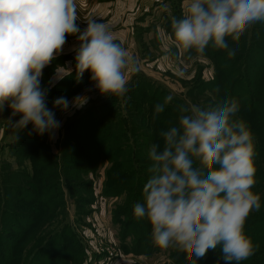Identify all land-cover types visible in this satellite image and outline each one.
<instances>
[{
  "label": "clouds",
  "instance_id": "1",
  "mask_svg": "<svg viewBox=\"0 0 264 264\" xmlns=\"http://www.w3.org/2000/svg\"><path fill=\"white\" fill-rule=\"evenodd\" d=\"M162 7L167 10L168 5ZM80 18L79 0H0V113L5 107L11 110L5 121L16 140L29 124V135L50 133L53 138L60 127L47 107L48 89L41 80L69 35L79 43L73 49L75 67L56 65L53 80L72 76L80 83L89 72L102 95L124 97L129 92L130 75L139 72V61L118 42L109 23L90 14L81 31L76 23ZM261 21L264 0H184L183 17L172 16L171 34L163 39L178 54L203 56L211 45L234 57L228 39L239 41ZM171 100L167 96L155 105L154 119ZM87 102L86 95L71 102L61 96L53 108L67 111L71 104L80 109ZM238 111L239 103L231 97L208 108L179 105L178 122L159 131L162 146L150 147L151 175L143 202L133 209L136 218L149 221L156 247L198 258L219 248L226 264H239L258 250L245 232L247 218L261 208L260 195L252 190L254 138L246 122L236 118ZM17 115L20 119L13 122Z\"/></svg>",
  "mask_w": 264,
  "mask_h": 264
},
{
  "label": "rangeland",
  "instance_id": "2",
  "mask_svg": "<svg viewBox=\"0 0 264 264\" xmlns=\"http://www.w3.org/2000/svg\"><path fill=\"white\" fill-rule=\"evenodd\" d=\"M161 6L162 4L158 5V8H160L158 11H156L158 8L155 6L154 13L151 16H146L145 21L141 22L140 25L144 29V38H146L141 47L144 53L142 56L139 47L138 56L134 58L139 61L140 70L136 73L138 78H142V87H140L141 81H138L140 79L136 78L138 80L135 88L131 89L124 97L111 96L107 98V101H112L114 105L110 107L111 112L109 111V113H115L114 116L116 117L117 112L118 117L128 116L130 123L134 122L136 125L140 123L145 126L141 129H135V132L132 131L131 134L124 131L122 138H117L121 134L119 136L113 134L111 138L114 145L121 144L123 146L124 143L127 144L126 142L129 141V152L135 153L136 157H141L139 161H142V163L139 166L143 167V170L141 169L140 175L143 174L144 177H140L139 181L143 182V187L151 175L145 173V171L148 172V168L152 163L148 156L150 147L156 144V141L160 142L162 146L159 132L153 131L150 125L149 120L154 119L153 113H151L153 110L147 104L150 101L146 96L147 94L141 91L144 85L147 86L148 83H152V87L147 86L151 92L158 88L163 89L157 90L160 99L156 98V104L157 102H164L167 96H172L169 103L173 110L168 115L173 114L171 118L175 125L178 122L179 105L195 104L201 108H208L222 103L221 93L226 87L222 77L229 72L232 73L233 69H222L218 62L231 59L233 61L239 60V64H244L245 61L250 62L247 57L254 58V54L250 57L251 46L248 43L243 45L240 52L237 46L238 41L234 42L230 38L228 39L229 48L235 49L234 57L228 56V50H218L211 45L206 49L203 56H198L194 52L191 54H178V50L167 43L163 37L166 34H171L172 16L183 17L184 0H171L168 3L167 10ZM257 23L252 25L245 33L248 41L250 39L252 44L258 42L256 38L262 32L255 28ZM247 47L248 55L246 57L245 50ZM257 54L259 55V53ZM55 64L53 62L51 68H46L47 72L44 69L41 85L43 83L46 87L50 85L47 80L51 78L53 71H55L52 68ZM218 67H220L219 73L221 76V84L219 85L214 82ZM178 71L183 72V75H178ZM133 74L130 75V81ZM85 89L83 93H79V95L88 97V102L83 108L72 109L70 104L67 111L59 109L55 113V118L60 121V127L55 130L54 138L50 133L41 136L32 132L29 135L28 133L32 130L30 128L28 133L25 132L23 135L20 134L22 132L19 133L20 138L18 141L15 139V130L6 126L5 120L11 115V110L5 107L4 111L0 113V180L6 177L7 172L30 170L32 158L29 154H25L24 150L33 149L36 144L40 146L35 148L36 159L34 160H37L36 164L48 165L35 178L41 182V178L52 172L51 176H47V178H50L51 184L54 180L56 184V178L59 179L56 187L49 190V194L53 196L52 198L49 197V200L45 199L43 202L38 200L36 203L35 199L16 200L13 198L11 200L12 203L16 204L14 208L20 212L33 210L36 214L35 217L43 221L41 233L38 236L33 234L35 237L30 235L33 237L32 241H29L28 236L25 243L20 247L18 253L24 254V256L22 261L19 258V262H22L21 264H27L28 261L30 264H33L32 261H34V264H180L174 258V253L181 254L182 252L175 248L160 249L156 247L151 238L152 229L149 221L146 218L137 220L134 216V205L143 202V190H141L140 195L135 194V190H140L137 179L133 177L135 175L127 174L121 179H117V181L108 177V172H122L126 168H128L127 173H130V166L133 165L130 164L129 167L124 166L121 168L120 165H113L110 158L103 157L96 163L94 169H84L81 173L76 169H67L64 172L65 177L62 175V167L60 162L58 163L56 160L61 159L63 148L68 163L71 161L69 157L72 156V149L67 148L68 143H66L67 124L78 114L83 113L86 108L99 104L106 97V95L99 92L94 84ZM74 96L78 95L74 94ZM257 97L261 102V112H263L264 95L260 97L257 95ZM242 107L239 105V111ZM136 110H145L144 116L139 117L136 115ZM174 116H176L175 119ZM18 119H20L19 115L13 118V122ZM154 120L155 123L165 121L163 119L158 121L157 118ZM125 122L127 121L124 120L123 124ZM139 131L140 133H137ZM69 132L72 137L79 133L76 128ZM144 133L147 135L144 136ZM251 133L255 141V135L253 132ZM26 137L28 139H25ZM41 140L42 143H40ZM45 140H47L48 149L51 150V156L48 155V150L43 144ZM254 145L257 149L258 142L255 141ZM101 150H106V148H101ZM41 152H44L47 156H42ZM127 152L125 151V153ZM256 156L259 160L257 152L254 160H256ZM57 169L58 171H56ZM256 169L258 172L260 171L258 168ZM261 177L264 179V176ZM110 179L112 181H109ZM18 180L16 181L17 185L28 184L23 178ZM263 184L258 186L261 187ZM108 187L111 188L108 189ZM262 189L264 188H257L256 191H259L261 206H264V192ZM46 196L49 195H45L43 198H46ZM14 208L11 207L12 214L15 211ZM134 219L135 224L132 225ZM13 221L15 225L9 230L15 234L19 227L24 229L25 233L31 225L36 224L30 223L28 228H23L21 226L22 222L17 219ZM0 237L3 238H0V246L3 252L5 251L6 259L9 261L11 259L14 264H17L18 262L11 255L14 256L18 244L8 243L7 239L9 238L6 235L4 238L1 234ZM0 256H2V253ZM17 256L20 255L17 254Z\"/></svg>",
  "mask_w": 264,
  "mask_h": 264
},
{
  "label": "trees",
  "instance_id": "3",
  "mask_svg": "<svg viewBox=\"0 0 264 264\" xmlns=\"http://www.w3.org/2000/svg\"><path fill=\"white\" fill-rule=\"evenodd\" d=\"M256 29L262 31L261 34L256 38L258 40L257 43L252 44V41H248L247 36L244 34L238 41V50L241 52V49L245 43H248L251 46L250 57L254 54V58L247 57V49L245 50L246 57L250 62H244V64H239V60H223V62H218L219 66L221 65L222 69H233L232 73L225 74L222 77L223 83L226 87L223 89L221 93V101L223 102L225 98L231 97L235 98L239 105L243 106L240 111H238L236 118L242 119L246 122L248 127L250 128L251 132L255 135V141L258 142L257 149L255 146V153H258V159L256 156L255 160V167L258 168L260 171L258 172L256 169L255 179L256 184L253 187V191L259 194V191H256L257 188H264V179L261 176H264V111L261 112V102L257 95L260 97L264 95V21L258 22L255 26ZM252 35V33H251ZM214 50V49H213ZM259 53V55L257 54ZM243 58V57H242ZM220 67L217 70V76L215 78L216 83L221 84V76L219 73ZM47 72V69H46ZM74 74V73H73ZM143 77V76H141ZM137 73L132 75L131 81L129 82V91L135 88V84H137V80L139 82L142 78H138ZM49 83L50 80L48 78ZM91 81V74L89 72H85L82 81L77 83L72 76H68L62 79L59 83L54 86H48L43 83L41 86L46 87L48 89V94L46 98L47 107L56 113L59 108H53V101L58 97H66L67 99L71 97L74 93L80 91L84 85ZM142 81L140 83V87H142ZM152 83H148L147 86H151ZM144 85L143 93L147 94L146 96L150 101L147 103L151 109L153 110L151 113L154 114V107L156 105V98H159V94L157 90L163 89H156L153 92ZM163 92V91H162ZM107 96L102 100L99 104H95L90 106L84 110L83 113L78 114L75 118H73L67 125V138L66 143H68L67 148L72 149V156L69 157L71 160L68 163V159L64 148L62 149L61 153V161L56 160L58 163L60 162V166L62 167L61 173L64 176V172L67 169H76L79 173L84 171V169H94L96 167V163L101 160L103 157L110 158L113 162V165L116 166L120 165L121 168L124 166H130V173H127L126 168L122 172H108V177L115 179H121L124 175H135V179H137V184L140 185V190H135L136 195H140L141 190H143V182L139 181L140 177H144V175H140L143 170V167L139 165L142 161H139V158L136 157L135 153H130V144L129 141H125L127 144L124 143L122 146L121 144H115L114 141L111 139L112 135L114 136H121L117 138H122V133L124 131L128 133H132L135 129H141L143 124L130 123L128 120V116L124 117V115L118 117L116 112V117L114 116L115 113L111 112V106L113 105L112 101H107ZM160 99V98H159ZM114 100V99H113ZM162 100V99H161ZM153 101V102H152ZM158 103V102H157ZM163 103V102H162ZM109 107V108H108ZM173 110V107L168 104L165 105V110L160 113L157 117L158 121L163 119L165 121H161L155 123V120H149L150 125L153 131L159 132L161 129H166L169 125H174L173 119L171 118L173 114H169V112ZM145 111V110H144ZM144 111L136 110L139 117L144 116ZM141 112V113H139ZM149 115V114H148ZM147 115V116H148ZM166 116V117H165ZM176 116H174L175 119ZM126 120L127 122H124ZM172 121V122H171ZM171 122V123H170ZM170 123V124H169ZM169 124V125H168ZM122 125V126H121ZM124 125V126H123ZM121 126V128H120ZM125 127V128H123ZM32 128V125L29 124L23 131L20 133L21 135L28 133L29 129ZM73 128L78 129L79 133L75 136H71L69 131H72ZM152 131V132H153ZM135 132V131H134ZM137 133H140L137 132ZM147 135L144 133V136ZM25 139H28L27 137ZM34 140V138H33ZM30 140V141H33ZM116 140V139H115ZM121 141V140H120ZM254 141V142H255ZM43 141L41 140L40 143ZM120 143V142H119ZM160 143V142H155ZM45 147L48 150V155L51 156V150L47 147V140L44 141ZM91 147H90V145ZM161 144V143H160ZM39 148L40 146L36 144L33 149H25L24 153L29 154L32 158L31 160V169L18 171V172H7L6 177H3L0 180V236L3 234V237H8V243L18 244L17 249L15 250L14 256L15 260L18 262L17 264H21L19 262V258L22 261L23 255L19 254L20 247L25 243L27 237L29 236V241H32L33 234L41 233V224L43 223L42 219H38L35 212L33 210H24L20 212L16 208V204L12 203L11 200L14 198L16 200L20 199H35V203L39 200V202H43L45 199L49 200V197H53L52 194H49V190L56 187L58 184L59 179L56 178V184L54 180L51 184L50 178L47 176H51L52 172H49L47 176L41 178V182L37 178H35L39 172H43L45 167L48 165L44 164H36V151L35 148ZM101 148H106V150H101ZM69 149V152H70ZM100 149V150H96ZM132 150V149H131ZM125 151H128L125 153ZM64 152V153H63ZM124 153V154H123ZM42 156H47L44 152L40 153ZM138 159V160H137ZM66 160V162H65ZM144 163V161H143ZM138 164V165H137ZM58 171V169L56 170ZM146 174H150L149 172L145 171ZM260 173V174H259ZM123 174V175H122ZM139 174V175H138ZM261 175V176H260ZM8 176V177H7ZM147 176V175H146ZM65 177V176H64ZM68 177V175H67ZM23 178L28 184L27 185H17L16 181L18 179ZM150 178V177H149ZM110 179L109 181H112ZM53 181V180H52ZM259 184H263V186L259 187ZM76 186V185H75ZM111 187H108L110 189ZM264 192V189H262ZM45 195H49L45 197ZM264 198V194H263ZM144 199V198H143ZM34 202V200H32ZM32 204V203H29ZM11 207L14 208V212L12 214ZM22 211V210H21ZM14 219H17L19 222H22L21 225L23 228H28L30 223H36L31 225L28 230L24 233V229L19 227L16 230V234L11 232L9 229L15 225ZM138 220V218H136ZM27 224V225H25ZM135 224V219L132 221V225ZM41 228V229H40ZM32 232V233H30ZM245 232L248 236L253 239L254 244L259 245L258 250L255 252L253 256L245 261L239 262V264H264V206L262 205L259 211H253L250 216L247 218L245 223ZM30 233V234H29ZM32 235V236H30ZM16 237V238H14ZM1 238V237H0ZM3 239V238H1ZM35 240V239H34ZM256 240V241H255ZM0 264H14V261L10 259L7 260L5 257V251L1 249L0 246ZM22 253V252H21ZM20 255V256H17ZM190 257V258H189ZM174 258L179 261L180 264H226V262L222 259L221 250L217 248L215 251H210L206 256L202 258H198L195 255L188 254L186 252L174 253ZM181 261V262H180ZM34 264V261H32ZM27 264H30L28 261ZM232 264H237V262L233 261Z\"/></svg>",
  "mask_w": 264,
  "mask_h": 264
},
{
  "label": "crops",
  "instance_id": "4",
  "mask_svg": "<svg viewBox=\"0 0 264 264\" xmlns=\"http://www.w3.org/2000/svg\"><path fill=\"white\" fill-rule=\"evenodd\" d=\"M169 2H171V0H79V14L81 15V18L77 20L76 23L81 31H83V29L87 27L84 17L91 14L97 16L96 19L98 21L102 18L104 22H107L112 26V31L118 37V42L122 41L123 46L133 57L138 56L137 52L139 47L142 51L141 55L143 56L144 50H142L141 47L146 38H144V29L140 26L141 22L145 21L144 19L146 16H151V14L154 13L155 6L158 8V5H168ZM154 3L156 4L153 5ZM159 9L160 8L156 11ZM78 46L79 43L75 36H67V42L64 46L63 52L53 61L56 64L53 65L52 68L55 70V67L58 64L74 68L75 51L73 49ZM46 68H51V65ZM54 75L55 71H53L51 78L49 79L51 81L50 86H54L61 81L53 80ZM93 84L94 82L91 80L84 85L80 91L74 94L79 95V93H83V91L86 90L85 88H89ZM73 95H71L72 98H68L69 101L73 100L75 97H73ZM72 109H74V107H72Z\"/></svg>",
  "mask_w": 264,
  "mask_h": 264
}]
</instances>
